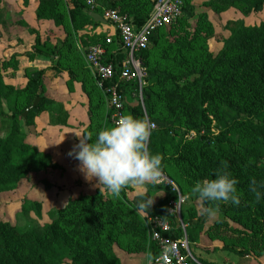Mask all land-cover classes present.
Wrapping results in <instances>:
<instances>
[{"label":"trees","instance_id":"trees-1","mask_svg":"<svg viewBox=\"0 0 264 264\" xmlns=\"http://www.w3.org/2000/svg\"><path fill=\"white\" fill-rule=\"evenodd\" d=\"M156 1L99 0V3L104 8L133 15L134 24L141 29ZM182 1L186 21L191 19L192 0ZM3 2L0 0V7ZM211 6L237 7L244 13L260 12L264 0H212ZM36 17L62 27L65 36L53 44L50 37L37 34L34 54L28 56L54 64L58 76L66 72L65 85L70 93L75 94V85H79L88 107L89 122L83 132L93 142L99 130L113 125L114 110L105 89L98 87L97 78L85 67L81 48L82 44L88 47L102 42L106 63L120 65L126 56L119 37L114 36L107 44L106 37L95 34L104 25L89 17L83 0H39ZM178 22L183 23L182 17L171 26ZM234 25L237 28L217 57L202 45L198 33L192 38L169 41L166 37L169 27L156 31L147 49L139 54L147 74L144 104L131 105L125 99L124 114L147 118L156 125L149 138V150L161 156V174L178 186L183 197L198 200L192 187L197 181L214 179L218 169L227 170L237 180L238 205L230 201L203 204L218 207L224 215L210 230L221 234L225 250L242 257L251 252L261 257L264 255V196L257 202L250 184L252 180L258 185L264 182V21L254 26H245L242 22ZM46 73V69L29 70L22 90L7 85L0 73V118L4 116L2 100L15 96L10 133L3 137L1 132L7 129L3 127L0 131V194L18 189L33 172L55 168L48 161L49 154L40 151L20 129L23 114L37 97L41 101L29 112L25 120L28 127L45 110L56 113L57 125L67 123L64 106L44 96ZM118 81L116 78L114 83ZM120 89L124 97L128 92L139 95L136 82H122ZM212 119L220 127L216 136L211 134ZM191 133L196 136L190 138ZM159 190L155 184L149 186L150 193ZM258 190L264 193V188ZM163 192L164 199L148 212L151 216L169 219L168 208L177 194L170 186ZM144 199L139 204L145 202L148 206ZM139 204L131 207L98 191L80 195L63 209L55 210L51 222L41 231H21L0 222V264H66L68 261L121 264L115 253L116 245L129 255L148 252L150 264H156L159 251L150 241L145 220L136 211ZM184 211L185 207L182 219L188 226L190 249H195L206 221L185 218ZM227 218L241 229L229 228Z\"/></svg>","mask_w":264,"mask_h":264},{"label":"rangeland","instance_id":"rangeland-1","mask_svg":"<svg viewBox=\"0 0 264 264\" xmlns=\"http://www.w3.org/2000/svg\"><path fill=\"white\" fill-rule=\"evenodd\" d=\"M10 1L15 3L13 6L15 14L22 13L18 0ZM211 4L212 0H192L190 3L192 8L191 19L185 21L183 14V23L180 24L178 22L167 28L166 37H168L169 41H175L181 37L192 38L198 33L202 37V45L205 44L210 53L214 57H217L224 50L225 42L231 38L234 30L237 28V25H234L235 23L242 22L245 26H254L264 21V7L260 12L244 13L237 7L222 9L211 6ZM117 10L124 18L134 22L133 15L124 13L120 9ZM24 18L30 21V28L36 35L40 34L44 38L65 36V29L56 26L53 22H38L35 20L33 10H29L27 17L24 16ZM5 23L6 18L5 14H3L0 18V25L2 27H0V30L2 29L6 33ZM99 29L102 30L99 31L97 29L96 35H101L107 39L114 38L115 33L112 28L106 29L100 27ZM11 37L10 39L12 40L13 37ZM3 38H6L5 34ZM99 44L103 45L102 42ZM91 47H93L92 44H89L88 47H84L82 44L81 48L86 68L88 66L86 59ZM29 53L23 55L13 54V56L8 55L7 57L5 54L1 56L2 53H0V73L4 82L14 89L22 90L26 87L29 70L47 66L45 89L43 90L44 96L56 105H63L65 113L68 114V119L65 125H57L55 121L56 113H52L51 110H45L35 118L33 125L30 127L25 124L24 119L20 121L21 132L27 135L29 141L38 147L40 151L49 154L48 161L55 168L48 171L33 172L21 183L18 189L1 193L0 222L8 223L21 231H41L46 224L51 222V216L55 210L63 209L71 199H77L80 195L95 194L98 191H101L106 197L122 200L131 207H136L140 201L146 198L148 206L136 210L141 218L145 220V217L149 215L148 209L150 210L151 207H154L164 199L165 193L163 189L165 187L170 186L172 189L176 188L179 190L178 186L163 174L155 182H149L145 185H127L118 196L109 193L102 186H100L101 190L99 187L84 189L83 193H79L80 191L75 190V188L72 192L63 189L62 185H64L65 181L71 184L70 180L66 177L70 176V172L74 168L71 162H74L76 159L74 156H69L68 153L84 137L83 131L89 122L87 119L88 107L86 103L77 98L76 94L68 91L62 80L64 73L67 76L66 72L58 76L54 64H49L48 61H43L37 56H34V59H32V57L28 56ZM21 59H25L26 62L28 61L32 64L34 63L33 67L25 68L24 66H20ZM36 61L43 63L36 64ZM125 99L131 105L138 104L139 102L143 105V90L142 96H136L135 93L131 92L129 94L128 92ZM2 105L4 116L0 118V131L3 127L6 128L7 131L1 132V135L7 137L11 130L10 117L15 109V96L3 99ZM219 130L218 123L212 119L211 134L216 136ZM195 136L193 133L189 135L190 138ZM54 156H57V158H54ZM50 177H56V179L54 180ZM153 184L160 188L159 192H149V186ZM185 198L187 200L184 211L185 218L193 217L199 221H206L199 244L195 246V249H191L196 264H264V255L258 257L251 252L242 257L234 252L225 250L226 244L222 240L221 234L217 235L214 231L210 230L218 220L224 219L222 212L218 210L214 217H207L202 214L204 206L199 200H192L187 196ZM227 223L229 228L241 229L230 218H227ZM115 253L119 257L121 264L151 263V255L148 252L129 255L116 245ZM66 264H71V262L68 261Z\"/></svg>","mask_w":264,"mask_h":264},{"label":"built area","instance_id":"built-area-1","mask_svg":"<svg viewBox=\"0 0 264 264\" xmlns=\"http://www.w3.org/2000/svg\"><path fill=\"white\" fill-rule=\"evenodd\" d=\"M89 13L101 15L115 30L119 37L125 59L121 64L106 63V50L100 45L91 47L87 56V69L98 80V87L105 89L108 103L114 110L112 124L124 114L125 97L120 83L136 82L139 85V96L145 86L146 71L139 59L141 51L147 49L153 34L174 24L183 15L182 0H157L146 24L138 29L133 21L124 18L118 10L107 9L100 5L99 0H83ZM96 10H100L98 13ZM113 41L107 39V44ZM118 83H114L115 79ZM110 83L107 87L105 85ZM152 130L156 127L152 124ZM194 134V133H193ZM177 199L171 201L168 208L169 219L147 215L146 225L150 241L157 247L159 255L156 264H192L194 258L187 235V225L182 219V211L186 206V198L180 191L173 189ZM179 231V235L177 231Z\"/></svg>","mask_w":264,"mask_h":264},{"label":"clouds","instance_id":"clouds-1","mask_svg":"<svg viewBox=\"0 0 264 264\" xmlns=\"http://www.w3.org/2000/svg\"><path fill=\"white\" fill-rule=\"evenodd\" d=\"M152 127L147 118L121 114L111 127L96 133L95 141L89 142L90 137L84 136L68 155L79 162V170L86 179L95 178L97 186L118 196L127 185H145L161 176V156L153 154L148 147ZM214 177L197 181L191 189L202 205L229 201L238 205L237 180L227 170L220 169L214 173ZM259 188H264V182L258 185L252 180L250 190L257 202L264 196ZM145 206V202L139 204L140 209ZM217 212L218 207L202 209V214L207 217H214Z\"/></svg>","mask_w":264,"mask_h":264},{"label":"crops","instance_id":"crops-1","mask_svg":"<svg viewBox=\"0 0 264 264\" xmlns=\"http://www.w3.org/2000/svg\"><path fill=\"white\" fill-rule=\"evenodd\" d=\"M14 4L15 3H12L10 0H5L2 6L0 7V18L2 17L3 14H5V18H6V23H5L6 33L2 29L0 30L1 32L0 33V53H2L1 56L3 54H5L6 57L8 55L13 56V54L23 55V54H27L28 52L34 54V51L31 49H33V46L35 45L36 34L30 28L31 27L30 21L27 18L25 19L24 16L27 17L29 10H33L35 20H37L38 22L40 21L36 17V12L39 7V0H22V1L18 0V5L20 6V9L22 11V13H19L18 15H16L13 10ZM22 18H24L25 20ZM43 21L44 20H41L40 22H43ZM109 26L110 25L107 24V25H104L103 28H106V29L112 28L113 32L115 33V30L113 29V27L112 26L109 27ZM98 30L101 31L102 29H98ZM4 34L6 35L5 39L3 38ZM10 37L12 38V40L10 39ZM62 37L63 36H58V37L56 36L55 38H51V41L53 44H56L58 40L62 39ZM28 46L30 47L28 48ZM35 63L42 64L43 62L36 61ZM33 64L28 61L26 62L25 59H21V62H20V66H24L25 68H31L33 67ZM46 68L47 66L40 67L39 69H46ZM62 80L65 84L66 81L68 80V75L66 76L64 73ZM75 94L77 95L78 99L86 103V97L82 94L79 85H75ZM54 158H57V156H54ZM71 163H72V166L74 165V168H72V171L70 172V176L66 177L68 178V180H70L71 184L65 181L64 185H62L64 190H68L72 192V190L75 188V190L80 191L79 193H83L84 189L100 187V186H97L98 181L95 178H92L91 180H88L85 178V175L79 170V162L77 160ZM51 179L55 180L56 177L51 178Z\"/></svg>","mask_w":264,"mask_h":264},{"label":"water","instance_id":"water-1","mask_svg":"<svg viewBox=\"0 0 264 264\" xmlns=\"http://www.w3.org/2000/svg\"><path fill=\"white\" fill-rule=\"evenodd\" d=\"M89 17H91L95 23H100L102 25H107L108 24L107 21L101 15H99L97 13L90 12L89 13ZM40 101H41V99L37 98L36 101L34 102V104L29 109H27L25 111V113L22 116L24 120L27 119V116H28V114H29V112L31 110H34L35 108H37L39 106Z\"/></svg>","mask_w":264,"mask_h":264}]
</instances>
